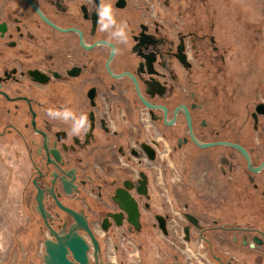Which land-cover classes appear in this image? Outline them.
<instances>
[{
  "label": "flooded vegetation",
  "instance_id": "af4514ba",
  "mask_svg": "<svg viewBox=\"0 0 264 264\" xmlns=\"http://www.w3.org/2000/svg\"><path fill=\"white\" fill-rule=\"evenodd\" d=\"M187 1L115 0L130 38L109 46L100 0H0L1 144L12 170L28 167L24 195L42 234L72 230L90 245V264H108L109 239L151 246L159 234L170 238L169 264H188L172 248L179 242L196 264L264 260V55L253 54L248 69L230 63L226 46L240 43L239 32L229 38V24L214 22L218 43L206 22L185 18ZM159 4L171 8L167 17ZM212 55L221 58L217 81L205 76ZM61 106L88 115L83 138L46 116ZM118 192L135 200L139 228ZM59 202L92 230L99 260L87 227Z\"/></svg>",
  "mask_w": 264,
  "mask_h": 264
},
{
  "label": "rangeland",
  "instance_id": "374dc122",
  "mask_svg": "<svg viewBox=\"0 0 264 264\" xmlns=\"http://www.w3.org/2000/svg\"><path fill=\"white\" fill-rule=\"evenodd\" d=\"M168 9L171 8L159 4L158 14L160 17H167L170 14ZM181 9H185L184 16L187 20L189 17L192 27H195L197 22L198 26L206 22L208 32L216 31L215 39L218 43L221 38L220 31L219 29L215 31L211 29L216 19L223 20L222 24H229V38L232 36L235 38L239 32L237 39L240 43L236 45L235 42H231L226 46L227 50L225 51L228 61L233 65L241 64L248 69L253 54L264 55L262 49L264 47V20L259 18L264 14V2L260 3L257 0H188ZM178 24L180 26L183 22ZM210 59V62L215 63V66L205 76L210 80L217 81L218 78H222V76L218 77L217 75L221 58L220 55H212ZM257 60L258 57L255 63H258ZM199 73L202 72L199 71ZM228 79L232 80L233 78L229 76ZM2 142L6 143L7 140L0 139V264H45L46 247L44 240L48 234H42L40 230L39 225L42 222L34 209L35 202L32 196L24 195L26 168L28 167L19 168L18 165L17 169L12 170L14 167L10 162L11 155L12 159L15 157L11 149L8 148L9 145L1 144ZM177 216L183 221L181 213L177 212V215H174L176 220H180ZM98 231L99 234L102 233L101 230ZM159 238L153 237L154 241L151 246H136L127 237L115 240L116 244L109 239L106 250L107 263L169 264L171 253L168 252V249L171 247L166 241L164 242V239L170 238H164L160 234ZM177 238H181V236ZM142 244L146 243L142 242ZM178 244V247L172 246V248L180 252L188 264H196V256H194L189 245L184 246L182 242ZM203 264L209 263L204 262Z\"/></svg>",
  "mask_w": 264,
  "mask_h": 264
},
{
  "label": "water",
  "instance_id": "95a60500",
  "mask_svg": "<svg viewBox=\"0 0 264 264\" xmlns=\"http://www.w3.org/2000/svg\"><path fill=\"white\" fill-rule=\"evenodd\" d=\"M144 101L146 102V104L150 106V103H148L145 99ZM201 145L207 146L209 144L201 143ZM231 145L235 146L234 144ZM236 147H239L248 156L247 152L241 146H236ZM42 191L43 190H40L39 193L37 194L38 210L40 211L41 216L44 218L45 222L49 224L46 214V209L44 206ZM51 191L54 193L53 189ZM117 200L125 205V209L127 210L128 213V221L131 224L135 225L137 228H139L140 226L139 210L137 204L135 203V200L127 197L126 195L122 196L120 193L118 194ZM59 204L64 209L72 212L79 224L85 225L87 227L88 233L91 235L93 239V243L95 245V256L97 260H99V255L101 253L100 244L99 241L96 239L95 235L93 234L92 230L83 221V219L80 217V214L73 211L72 209L65 207L60 202ZM44 244L46 247V252L44 255L45 264H90V259L88 255V252L90 250V245L87 243V241L84 238L73 233L72 230L65 236H57L56 240L47 238L44 241ZM69 256H72V259H70ZM100 263L103 264L102 261H100Z\"/></svg>",
  "mask_w": 264,
  "mask_h": 264
},
{
  "label": "clouds",
  "instance_id": "9594fccd",
  "mask_svg": "<svg viewBox=\"0 0 264 264\" xmlns=\"http://www.w3.org/2000/svg\"><path fill=\"white\" fill-rule=\"evenodd\" d=\"M114 2L115 0H100L96 8L98 30L108 33L107 45L111 46L113 43L127 45L130 38L129 25L126 20H117ZM46 116L49 120H59L69 124V137L77 136L83 138V135L90 128L86 113L81 112L77 115L73 109L67 106L59 108L49 107L46 111Z\"/></svg>",
  "mask_w": 264,
  "mask_h": 264
},
{
  "label": "crops",
  "instance_id": "0c3cea01",
  "mask_svg": "<svg viewBox=\"0 0 264 264\" xmlns=\"http://www.w3.org/2000/svg\"><path fill=\"white\" fill-rule=\"evenodd\" d=\"M219 22V20L217 19L216 20V22ZM229 21V20H228ZM220 22H224L223 20H220ZM240 264H264V260H263V262H253V261H251V260H248V261H246V262H244V263H240Z\"/></svg>",
  "mask_w": 264,
  "mask_h": 264
}]
</instances>
